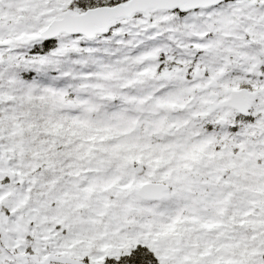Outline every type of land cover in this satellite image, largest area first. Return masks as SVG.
<instances>
[{
    "label": "snow or ice",
    "instance_id": "6c2138e0",
    "mask_svg": "<svg viewBox=\"0 0 264 264\" xmlns=\"http://www.w3.org/2000/svg\"><path fill=\"white\" fill-rule=\"evenodd\" d=\"M0 264H264V0H0Z\"/></svg>",
    "mask_w": 264,
    "mask_h": 264
}]
</instances>
